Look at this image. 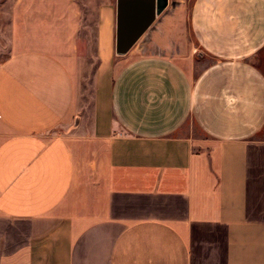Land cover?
<instances>
[{"label": "crops", "instance_id": "0c3cea01", "mask_svg": "<svg viewBox=\"0 0 264 264\" xmlns=\"http://www.w3.org/2000/svg\"><path fill=\"white\" fill-rule=\"evenodd\" d=\"M118 1L7 9L0 264H264V0Z\"/></svg>", "mask_w": 264, "mask_h": 264}, {"label": "water", "instance_id": "95a60500", "mask_svg": "<svg viewBox=\"0 0 264 264\" xmlns=\"http://www.w3.org/2000/svg\"><path fill=\"white\" fill-rule=\"evenodd\" d=\"M139 1V0H135ZM146 5L141 11L142 16L132 22L131 25H127L130 20L125 16L123 10V3L118 1L117 4V24L114 36V52L117 55H121L127 52V50L133 45L137 38L145 30L144 28L152 20L154 14L159 13L165 5L166 0H142ZM128 15V14H127Z\"/></svg>", "mask_w": 264, "mask_h": 264}, {"label": "rangeland", "instance_id": "374dc122", "mask_svg": "<svg viewBox=\"0 0 264 264\" xmlns=\"http://www.w3.org/2000/svg\"><path fill=\"white\" fill-rule=\"evenodd\" d=\"M12 0H0V60H2L7 55V24H6V18H7V9L10 6ZM89 31V30H88ZM88 53L90 54V50H88ZM90 63H88V67L91 66L92 61L94 60L87 56ZM85 76L83 77L82 83L84 85V88H88L86 84L88 85V82H85ZM88 81V78H87Z\"/></svg>", "mask_w": 264, "mask_h": 264}]
</instances>
